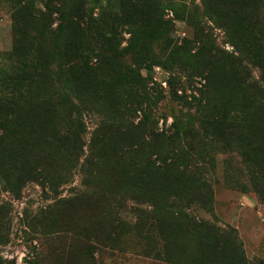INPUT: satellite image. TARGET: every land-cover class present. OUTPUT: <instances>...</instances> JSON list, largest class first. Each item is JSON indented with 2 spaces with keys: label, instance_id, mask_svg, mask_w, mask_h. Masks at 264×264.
<instances>
[{
  "label": "trees",
  "instance_id": "1",
  "mask_svg": "<svg viewBox=\"0 0 264 264\" xmlns=\"http://www.w3.org/2000/svg\"><path fill=\"white\" fill-rule=\"evenodd\" d=\"M202 1L232 52L211 49L202 33L198 43L163 42L156 52L145 42L165 35L160 0H117L100 19L91 17L87 0H11L12 48L0 52L2 191L18 199L27 184L61 183L77 165L90 185L56 195L29 219L38 234L33 264H104L124 253L127 237L141 256L164 264H247L233 230L189 213L212 201L190 151L200 159L207 146L234 152L264 202V0ZM123 27L130 38L121 48ZM154 65L203 82L191 97L194 113L165 130L150 122L142 101L117 106L110 95L117 76L130 92L147 96L140 69ZM137 111L142 119L134 124ZM87 112L104 120L85 156ZM129 200L137 204L133 221L121 215Z\"/></svg>",
  "mask_w": 264,
  "mask_h": 264
},
{
  "label": "rangeland",
  "instance_id": "2",
  "mask_svg": "<svg viewBox=\"0 0 264 264\" xmlns=\"http://www.w3.org/2000/svg\"><path fill=\"white\" fill-rule=\"evenodd\" d=\"M162 20L167 29L163 39L157 42H145L154 46L156 52L163 42H171L182 46L185 42H199V34L206 39L202 41L212 49L233 51V47L227 43L225 32L216 22L214 11L207 10L202 0H160ZM11 0H0V52H10L12 48V20L10 17ZM91 17L100 19L108 7L115 11L117 0H87ZM40 8L42 6L39 5ZM43 9V8H42ZM218 9V5H217ZM53 24L55 27L56 21ZM129 28L119 30V45L126 47L130 38ZM208 40V42H206ZM196 47V44H195ZM196 49L190 50L193 55ZM94 62V61H93ZM143 79L147 80V96H140L130 92L116 76L110 95L117 106H134L142 101V110L148 114L150 122H157L159 130H165L178 120L185 123L192 115V96L198 97L197 89L202 84L200 77L192 80L186 78L180 71L169 72L160 66L154 65L150 71L140 69ZM256 77V71H253ZM112 76L107 75L108 80ZM130 95V98L128 97ZM139 95L133 100L131 97ZM156 96V97H155ZM187 102L192 103L189 105ZM189 114V115H188ZM142 119V113L137 111L132 122L137 124ZM104 118L96 112H87L83 115L84 132L82 134L84 155L88 154V145L92 138L93 130L103 122ZM196 124V123H195ZM194 124V125H195ZM196 145V144H195ZM221 146L208 147L202 151L201 159L197 158L193 151L194 160L201 165V171L205 174L211 189V205L203 209L192 206L189 213L198 220L208 221L222 230L234 231L239 244H241L247 264L256 262L264 263V202L260 201L250 187L249 177L241 160L230 150H221ZM200 148L197 147L196 150ZM206 149V148H205ZM84 156L81 157V160ZM82 165V161L79 163ZM86 171L80 166L74 167L69 174L62 177L59 182H53L50 186L42 188L35 183L27 184L18 199H14L9 193L2 191L0 185V207L2 222L0 224V264H33V249L37 245L38 234L32 231L27 222L39 211L53 203L54 197H66L90 190V185L84 182ZM57 192V194L55 193ZM137 204L128 201L121 215L129 221L135 220L133 209ZM124 253L104 261V264H164L140 255L138 245L127 237L123 239Z\"/></svg>",
  "mask_w": 264,
  "mask_h": 264
}]
</instances>
